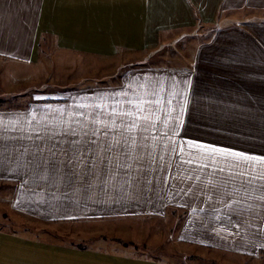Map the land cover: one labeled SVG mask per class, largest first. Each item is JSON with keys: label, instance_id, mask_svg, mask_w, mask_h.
<instances>
[{"label": "crops", "instance_id": "obj_1", "mask_svg": "<svg viewBox=\"0 0 264 264\" xmlns=\"http://www.w3.org/2000/svg\"><path fill=\"white\" fill-rule=\"evenodd\" d=\"M132 52L178 63L129 66L115 83L66 89L59 99L25 101L18 92L21 82L31 85L41 56L69 74L78 60L131 59ZM152 90L162 103L153 105L155 128L134 133L143 147L105 151L123 138L102 130L95 152L70 160L67 143L50 151L51 142L36 139L65 122L87 130L97 105L111 113L116 100H151ZM6 98L17 103L0 108L6 209L84 225L81 235L94 241L71 245L0 228V264H178L141 249L164 243L196 258L264 255V180L252 179L264 175V164L191 147L264 156V0H0V101ZM66 139L86 137H57Z\"/></svg>", "mask_w": 264, "mask_h": 264}, {"label": "rangeland", "instance_id": "obj_2", "mask_svg": "<svg viewBox=\"0 0 264 264\" xmlns=\"http://www.w3.org/2000/svg\"><path fill=\"white\" fill-rule=\"evenodd\" d=\"M127 55V54H125ZM161 55H173V52H162ZM131 59H97L89 58L81 60L67 70L69 74H63L59 71L60 67L53 61V69L45 66L44 56H41L39 63L31 66V85H19V93L25 95L28 99H59L63 97V90L77 88L81 86L94 84L115 83L119 77V73L129 66H157V65H175L178 60L172 58H141L140 54L132 52ZM70 62V61H69ZM68 62V63H69ZM70 72H73L71 74ZM18 92H12L14 95ZM4 94V93H3ZM4 96H7L6 94ZM14 99L6 98V101H0V108H15L17 103ZM7 189V188H6ZM4 186H0V228L8 231H30L36 236L50 237L52 240L59 241L71 245H87L94 241V238L87 239L81 235L85 228L84 225L74 224H51L22 218L16 214L10 213L6 209L9 201L10 189L6 190ZM98 239H107L106 236H99ZM149 257H165L173 259L178 264H264V255L261 254L259 259H248L234 256L217 254L206 258H196L187 256L186 252L174 247L170 243H164L161 246L141 248Z\"/></svg>", "mask_w": 264, "mask_h": 264}, {"label": "snow or ice", "instance_id": "obj_3", "mask_svg": "<svg viewBox=\"0 0 264 264\" xmlns=\"http://www.w3.org/2000/svg\"><path fill=\"white\" fill-rule=\"evenodd\" d=\"M120 93H115V97H119ZM127 94H125L126 96ZM147 95L151 96L153 99L147 100L142 96H136L134 99L126 100H116L112 107L111 113H105L103 111L104 105H97L101 108L100 112L93 113L92 125L93 127L85 130L83 125L79 129L73 127L70 122H65L68 126L62 127L59 130H44L43 135L37 132L36 139L43 142H51L50 151L54 150L57 145L61 142L67 143L68 148L64 149V153L68 155L69 159L79 158L85 153L95 152L96 147L98 146L99 133L103 130L105 138L108 137L110 131H119L122 140L116 139L111 143H108L104 146L105 151H111L113 146L116 147H127L131 151L135 147H143L141 143L137 145V138L134 135L135 132L139 131L140 133L147 132L149 128H155L154 119H159L155 116V111L153 105H160L162 103L159 93L156 90L150 91ZM128 105V110L123 109V104ZM170 103V101H169ZM147 104V107L145 105ZM141 113H148L142 117ZM170 114V113H169ZM106 117V119H101V117ZM87 119V117H85ZM117 119H119V124H117ZM2 123V121H0ZM96 126H102L96 127ZM35 131V130H34ZM173 135H175V129H172ZM83 136L86 139H66L63 141H58L57 137H76ZM95 137V139H94ZM17 140L23 139H33L32 136H20L16 137ZM142 139H147V137H142ZM155 139V137H153ZM23 147V145H21ZM37 151H41L40 145H36ZM191 147L197 148L201 151L212 153V154H221L226 156H231L243 161L258 162L264 164V156H251L242 152H234L229 149H220L210 145H197L192 144ZM28 149L24 148V152H27ZM172 151H176L175 143L173 144ZM180 151H183V147L180 148ZM125 155H128L129 152H125ZM184 163H192V160L182 161ZM222 171V169H221ZM243 175V173H241ZM252 179L264 180V175L254 176ZM260 189L264 190V184L260 185ZM264 198V196H262Z\"/></svg>", "mask_w": 264, "mask_h": 264}]
</instances>
